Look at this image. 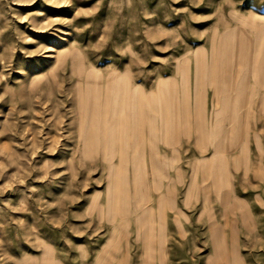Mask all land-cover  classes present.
<instances>
[{
  "label": "rangeland",
  "instance_id": "obj_1",
  "mask_svg": "<svg viewBox=\"0 0 264 264\" xmlns=\"http://www.w3.org/2000/svg\"><path fill=\"white\" fill-rule=\"evenodd\" d=\"M0 264H264V0H0Z\"/></svg>",
  "mask_w": 264,
  "mask_h": 264
}]
</instances>
